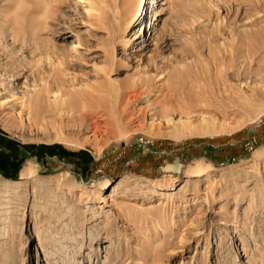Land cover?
Listing matches in <instances>:
<instances>
[{"label":"rangeland","instance_id":"rangeland-1","mask_svg":"<svg viewBox=\"0 0 264 264\" xmlns=\"http://www.w3.org/2000/svg\"><path fill=\"white\" fill-rule=\"evenodd\" d=\"M165 1L136 23L134 0H0V101L92 102L112 138L97 158L0 122V180L26 182L0 264H264V0ZM169 118L192 129L149 128Z\"/></svg>","mask_w":264,"mask_h":264},{"label":"bare ground","instance_id":"bare-ground-1","mask_svg":"<svg viewBox=\"0 0 264 264\" xmlns=\"http://www.w3.org/2000/svg\"><path fill=\"white\" fill-rule=\"evenodd\" d=\"M86 1L89 4L87 7H89L88 10L90 13L98 9L100 0H84V2ZM146 1L147 0H134V7L132 9V19L134 22L137 23L142 17ZM154 1L157 2V0ZM164 3H167V0ZM158 12L159 9H156L155 15H157ZM56 102V106L53 109L54 116L52 119H49L42 114L43 112H40V104L34 103L33 105H29L24 97L10 94L0 101V122L4 127L10 129L12 132L18 133L24 139L29 138L35 141L66 143L78 149H85L86 146L90 144L95 148L97 158L100 157L104 145L111 141L112 138L106 135L107 132L104 133L107 129L101 127L99 117L94 116L96 113L94 108L97 105L88 101L77 102L75 99L69 100L62 98ZM202 121L204 124L203 126L201 125V131L210 132L216 128L214 124L206 121V118H202ZM166 122L167 123L163 121L157 122V120L154 119L150 122L149 128L154 133L161 135L167 134L174 137L184 136L187 130L192 129L190 123L188 124L182 120L176 122L173 118H169ZM116 127V131L114 132L115 135L125 138L127 136V131L124 126L120 123H116ZM204 166L198 163L195 167V172L202 173L206 169ZM35 173L36 171L34 169H27L28 175H34ZM55 178L56 177L49 178L48 183H54ZM57 183L59 185L68 186L69 190L72 192L81 191L82 194H87V192L90 191L89 185H84L73 180L69 172L60 177ZM25 184L26 182L24 180H0V195L5 199V202L0 204L2 205V209L7 212L9 211L13 203V198L11 199V195L9 194L13 193L16 195L23 189ZM187 186V183L184 184L182 189H185ZM173 190H176V188H171L163 192L164 198L172 196L173 193H171V191ZM159 205H161V202L157 206ZM148 208H153V205Z\"/></svg>","mask_w":264,"mask_h":264},{"label":"crops","instance_id":"crops-1","mask_svg":"<svg viewBox=\"0 0 264 264\" xmlns=\"http://www.w3.org/2000/svg\"><path fill=\"white\" fill-rule=\"evenodd\" d=\"M56 157H58V156H56Z\"/></svg>","mask_w":264,"mask_h":264}]
</instances>
